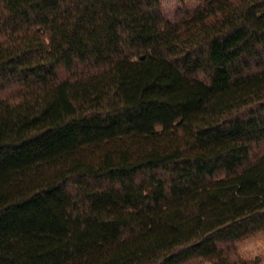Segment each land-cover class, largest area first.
Masks as SVG:
<instances>
[{
  "label": "trees",
  "instance_id": "trees-1",
  "mask_svg": "<svg viewBox=\"0 0 264 264\" xmlns=\"http://www.w3.org/2000/svg\"><path fill=\"white\" fill-rule=\"evenodd\" d=\"M0 0V264H253L264 0Z\"/></svg>",
  "mask_w": 264,
  "mask_h": 264
},
{
  "label": "rangeland",
  "instance_id": "rangeland-1",
  "mask_svg": "<svg viewBox=\"0 0 264 264\" xmlns=\"http://www.w3.org/2000/svg\"><path fill=\"white\" fill-rule=\"evenodd\" d=\"M164 12L172 18L178 8H193L197 5L191 0H162ZM264 151V142L252 146L253 157ZM237 254L253 264H264V230L256 232L235 244ZM186 264H212L208 260L195 259Z\"/></svg>",
  "mask_w": 264,
  "mask_h": 264
}]
</instances>
